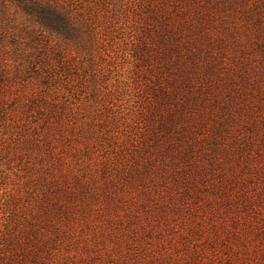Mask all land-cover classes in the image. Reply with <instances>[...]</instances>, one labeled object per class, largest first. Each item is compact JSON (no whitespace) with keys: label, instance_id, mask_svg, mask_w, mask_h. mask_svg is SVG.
I'll return each mask as SVG.
<instances>
[{"label":"rangeland","instance_id":"rangeland-1","mask_svg":"<svg viewBox=\"0 0 264 264\" xmlns=\"http://www.w3.org/2000/svg\"><path fill=\"white\" fill-rule=\"evenodd\" d=\"M80 1L94 20L84 40L45 34L38 45L54 68L49 89L15 76L0 53V230L14 208L37 209L45 165L63 175L50 195L67 206L54 212L55 264H82L85 252L102 264H264L257 0L197 12L173 0ZM166 21L176 34L169 58L157 38ZM87 149L111 160L124 153L126 164L110 170L113 198L87 194L81 215L67 196L87 176ZM142 163L143 184H132L129 167Z\"/></svg>","mask_w":264,"mask_h":264},{"label":"trees","instance_id":"trees-1","mask_svg":"<svg viewBox=\"0 0 264 264\" xmlns=\"http://www.w3.org/2000/svg\"><path fill=\"white\" fill-rule=\"evenodd\" d=\"M173 1H179L174 2L175 6L173 7L178 8L180 5L179 7L184 6L182 11L187 7L186 10L192 8L194 12H197L199 8H218L219 3H222L224 7L228 4L226 0ZM81 2L80 0H0V53L4 54L3 57L12 59L11 67L15 76L23 80L32 77L40 78L45 89L55 85L54 68L48 65L45 55L40 52L38 45L45 34H54L75 45L84 40V26L89 28L94 20L90 14V7L85 12L79 10L82 8ZM233 2L237 3L238 0H233ZM238 3L237 5H239ZM241 6L243 10H250L248 5H246L247 7L244 4ZM256 6L258 16H256L255 23L258 29L263 31L264 28L260 25L264 18V0H257ZM261 8L263 9L258 11ZM84 13H87L88 18ZM165 23L160 27L163 34L157 38L161 42L159 49L162 55L169 58V52L173 50L170 48L171 43H168L170 45L168 46L166 42L168 40L176 42V34L172 29L174 22L166 21ZM58 83L59 81H57ZM50 129L52 128H47V130ZM46 147L45 152L47 151V155L51 158L53 155L52 146L46 144ZM85 151L86 158L90 160L85 173L87 176L82 175V178L75 182L78 184L75 186V190L67 196V200L74 206L76 213L79 212L81 215L89 208V205L84 201L87 194L93 199H106L105 201L113 198L107 196L113 182L110 170H115L118 167L113 165L117 162L124 166L126 164L124 163L126 162L124 153L121 152L115 154L116 157L111 160L108 158L109 154H92L88 149ZM144 166L147 170L149 164L144 163ZM124 172H128V170L122 167L121 174ZM128 174L132 184H143V163L140 167H129ZM62 177L61 173H53L50 167L40 166L38 180L43 187L40 188L42 196L36 198L38 200L36 202L37 209L29 208L26 212L25 208L20 206L10 210L11 213L6 217L4 228L0 230V264H55L53 257L59 249L56 239L60 235L58 234L60 230L53 223L54 212L62 213L67 206L60 202L56 195L51 196L50 194L56 188L62 189L60 185ZM98 179L101 180V191H98ZM89 182L92 183L91 187H89ZM86 189H89L90 192ZM70 237V242H80L78 236ZM83 243L87 250L91 239L83 240ZM68 249L65 248V250ZM107 254L112 258L113 251L110 249ZM81 258L82 264H102L98 260L99 256L92 257L88 252H85Z\"/></svg>","mask_w":264,"mask_h":264}]
</instances>
